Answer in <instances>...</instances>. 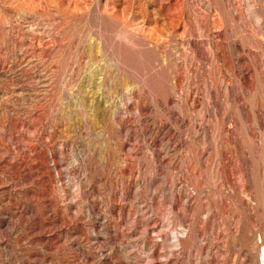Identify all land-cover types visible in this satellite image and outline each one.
Here are the masks:
<instances>
[{
	"label": "rangeland",
	"instance_id": "obj_1",
	"mask_svg": "<svg viewBox=\"0 0 264 264\" xmlns=\"http://www.w3.org/2000/svg\"><path fill=\"white\" fill-rule=\"evenodd\" d=\"M0 264H264V0H0Z\"/></svg>",
	"mask_w": 264,
	"mask_h": 264
},
{
	"label": "bare ground",
	"instance_id": "obj_2",
	"mask_svg": "<svg viewBox=\"0 0 264 264\" xmlns=\"http://www.w3.org/2000/svg\"><path fill=\"white\" fill-rule=\"evenodd\" d=\"M153 31V30H152Z\"/></svg>",
	"mask_w": 264,
	"mask_h": 264
}]
</instances>
